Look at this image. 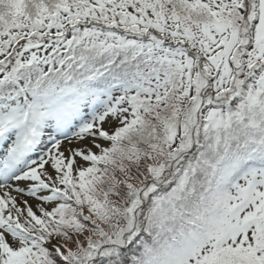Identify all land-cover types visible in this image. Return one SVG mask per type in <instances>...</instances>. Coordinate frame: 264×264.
Listing matches in <instances>:
<instances>
[{
  "label": "snow or ice",
  "instance_id": "1",
  "mask_svg": "<svg viewBox=\"0 0 264 264\" xmlns=\"http://www.w3.org/2000/svg\"><path fill=\"white\" fill-rule=\"evenodd\" d=\"M0 264H264V0H0Z\"/></svg>",
  "mask_w": 264,
  "mask_h": 264
}]
</instances>
